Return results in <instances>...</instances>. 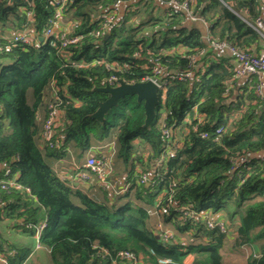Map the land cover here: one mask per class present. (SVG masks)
<instances>
[{
	"label": "trees",
	"instance_id": "trees-1",
	"mask_svg": "<svg viewBox=\"0 0 264 264\" xmlns=\"http://www.w3.org/2000/svg\"><path fill=\"white\" fill-rule=\"evenodd\" d=\"M55 1L0 0V28H29L41 36L53 25ZM115 1H66L61 15L72 21V35L80 37L74 45L62 47L52 35L0 52V223L11 222L12 228L34 235L42 221L38 243L47 250L50 264H110L122 250L133 252L143 264H158L160 258L180 261L187 251L197 254L198 264H221L220 248L227 232L207 230L187 216L182 220L171 206L165 223L175 231L190 230L202 240L165 248L148 229L143 207L128 199L150 205L174 179L175 203L225 213L227 231L235 230L234 245L258 246L245 264H264V161L258 155L264 152L263 100L254 85L235 91L229 59L214 56L200 30L184 24L192 21L182 11L172 13L168 7L165 14L159 11L155 16L159 8L151 0H119L127 3L123 19L107 30L105 39V35L96 37ZM187 1L189 11L209 23V38L245 52H252V45L259 50L261 38L252 23L264 9L257 0ZM203 49L191 68L188 56ZM154 64L176 74L191 70L192 75L183 81L167 77L164 99L159 100L148 128L143 127V103L133 95L119 99L102 122L90 118L108 97L95 89L101 78L113 74L125 82H138ZM51 89L60 101L56 147L43 146L42 125L36 121L37 109L46 110ZM160 112L182 144L175 157L163 163L155 187L137 184L136 167L149 168L162 146ZM216 128L221 132L215 136ZM200 131L209 137L200 138ZM112 135L116 158L128 167L124 178L132 183V193L112 195L93 184L89 189L70 186L47 162V157H69L70 148L81 153L93 139ZM6 168L9 175L4 174ZM11 176H16L21 189L1 187V181ZM0 254L6 264H23L28 257L1 233Z\"/></svg>",
	"mask_w": 264,
	"mask_h": 264
},
{
	"label": "built area",
	"instance_id": "built-area-1",
	"mask_svg": "<svg viewBox=\"0 0 264 264\" xmlns=\"http://www.w3.org/2000/svg\"><path fill=\"white\" fill-rule=\"evenodd\" d=\"M66 1L67 0L55 1V3L57 4V8L53 20V25L45 28L41 35V37L43 38L42 40L52 35L55 36L56 38H58L62 47L74 45L80 40L79 36L72 35V25L67 31L57 29L56 23L58 18L61 16V10ZM166 3L168 4V7L171 8L172 13L182 11L188 20L192 22H202L203 24H205V20L203 17L193 14L189 11L187 0H167ZM122 4L123 3L121 1L117 0L111 5V10L108 15L104 17L101 28L95 32L96 37L105 35L107 33V30L111 26L119 25L120 21L123 19V14H119ZM26 14L27 16L31 15L29 9H26ZM73 26H76V24H74ZM252 27L256 32H258L262 42L264 43V14H260L254 19ZM31 30L32 29L29 28H23V30H21L20 32L12 34L7 40H5L2 45H0V52H9L18 43L35 44L37 41H39L38 37L40 36L36 35ZM207 45L208 47L213 49L228 50L230 56L236 62V65L232 67V72L236 76L242 74H251L258 76L260 73L264 72V46L258 54H254L251 52L242 51L226 41H216L212 38H207ZM205 51L206 50L204 49L199 50L196 54L188 56L191 68L195 66L197 56L203 55ZM107 67L108 69L113 68L112 65ZM168 73L171 74L168 75ZM191 75V70H187L182 74H176L175 72L171 71L166 72L164 67H160L154 64L149 74L144 76L140 81H151L155 85H157L159 89V100H163L164 94H161V91L163 90L165 93V85L168 82L167 77L171 80L183 81L186 78H190ZM116 82V76L111 74L101 78L99 80V86H114L116 85ZM254 89L256 95L259 96L264 102V97L261 92V84L255 83ZM59 104L60 101L58 100V97L54 92H52L51 89V99H49L47 103L46 114L41 122L42 130L40 137L43 146L56 147L59 143L55 135L56 127L59 125L60 121V110L58 107ZM164 118L165 113L160 112L159 128L163 140L160 152L157 158L153 161V163H151V170L149 172H147V170H140L138 166L136 167L137 172L135 173L136 177H134L137 184L155 187L161 177L160 169L164 166L163 163L167 159L174 158L177 153V150L181 147V140L179 138H176V136L174 137L172 132L173 128H171L165 123ZM192 130L197 131L196 126H193ZM220 132L221 129L216 128V130L214 131V135L216 136ZM197 134L200 138L209 137V134L204 131L197 132ZM108 139L104 140L100 144H94L95 146L92 145V149L91 147L88 148V151L91 154L85 153L86 157L82 165L76 163V161L72 158L73 152L69 149H67L69 158L59 157L57 160L59 163L67 162V166H69L70 170L73 172V178L75 182L89 184L94 180L99 186L107 190V192L112 195H118L126 192L132 193V183L122 176H117L118 174L115 173L114 160L117 151L116 140L114 135H112L111 140ZM93 149L95 150V152L93 151ZM260 157L264 161V155ZM9 172V169L6 168L4 174L9 175ZM16 179V176H11L6 180L1 181V187L5 190H8L9 188L21 189L22 186ZM175 186L176 181H174L173 179L167 185V189L163 187L162 192L153 201V203H151L150 205L138 204L139 206L143 207L146 212L148 229L151 231V233L156 236V238H160V242L165 248L172 247L176 244L192 245L198 243V237H196L192 231L190 232V230H185L179 232L170 229L166 226L165 218L166 216L170 215L171 206L175 212H179L182 214V220H184V218L187 216L190 219L193 218L199 220L207 230H217L220 233L227 232V224L221 219H213L210 212L197 211L192 208L191 204L178 205L177 203H175L172 198V191ZM25 190L27 192L29 191L28 188H25ZM164 197H167L166 200H164ZM128 199L133 203L136 202L132 197ZM42 227H44V223L40 222L35 231L36 236L38 235ZM37 246H39L38 242ZM119 261H125L129 264H143L140 258L129 250H122L117 252L116 258H114L110 264H118ZM178 263L179 261L170 258L158 259V264ZM0 264H6L5 259L1 254Z\"/></svg>",
	"mask_w": 264,
	"mask_h": 264
},
{
	"label": "crops",
	"instance_id": "crops-1",
	"mask_svg": "<svg viewBox=\"0 0 264 264\" xmlns=\"http://www.w3.org/2000/svg\"><path fill=\"white\" fill-rule=\"evenodd\" d=\"M151 1L153 2L154 5L158 6L159 11H161L162 14H165V10H166V8H168V4L165 1H162V0H151ZM257 1L259 2V5L264 9V0H257ZM126 4L127 3L122 4L120 11H119L120 15H122V14L124 15V9L126 7ZM72 24H73L72 21L67 19V15H63V16L61 15L58 18L57 23H56L57 29L62 30V31L69 30ZM184 24H186L188 26L197 27L201 32L202 38L205 40L204 42L207 44V38H209V35H210L209 34V23L207 22V20H205V24H203L202 22H188V21H186ZM20 31L21 30H14L13 28H0V39L4 40L3 42H5V40H7L12 34L20 32ZM263 46H264V43L262 42V40H260L259 50L256 51L254 46L252 45L250 47V50L252 51L251 53L258 54ZM211 49L214 52V56H222L224 58H228L232 67L236 65V62L230 56L228 50H226V49L218 50V49H213V48H211ZM180 51H182V50H180ZM233 79L235 80L234 81L235 82L234 87H235L236 92L238 90H240L239 88H241L245 84H248V86L250 88L251 86L255 85V83H259V84H261V92H262V95L264 97V72L260 73L258 76L251 75V74H242L239 76L234 75ZM36 114H37L36 115V121L41 123L45 117V114H46L45 108H42V107L38 108ZM194 115L198 116L196 110H195ZM185 119H187V117ZM108 138L109 137L104 138L102 140H94L93 139L91 141L90 147L94 144L95 145L100 144L104 140H107ZM40 144H41V142H39V145ZM92 147H91V149H92ZM69 150H71L73 152L72 158L79 165L83 164L85 157H86L85 153L91 154L88 151L89 149H87L81 153L78 151V149H75V148H70ZM93 151L95 152L94 149H93ZM75 152H77V153L75 154ZM258 155L262 156V155H264V152H262ZM57 159L58 158H55V157H47V162L50 165V167L52 168V170L60 177V179H62L66 184H68L70 186H74L77 188L84 187V186H75L74 185L75 180L73 178V172L70 170L69 166H67L68 165L67 162L59 163ZM0 168H1V166H0ZM114 168H115V173L118 174L117 176L125 177L126 169H128V167L125 166V164L121 160L117 159L116 157L114 160ZM142 170H144V171L147 170V172H149L151 169L149 166V168L142 167ZM135 177H136V174H135ZM79 183L80 184H86L87 187H84L85 189H89V187L92 184H93V186L95 185L94 187H96V185H98L96 182H91L89 184L88 183H81V182H79ZM94 187H92L93 190L95 189ZM90 194H94L96 196L103 197L99 191H94V193H93V191H91ZM73 202L75 204H78L77 199H73ZM136 202H137V204H142V201H139V202L136 201ZM142 205H144V204H142ZM210 213H211V216L213 219H221L226 224L229 225V222L227 220L225 213H212V212H210ZM236 222H238V221H235V224H236ZM200 224H202V223L200 222ZM166 226L170 229L176 230L175 228H173L171 226V224H166ZM12 227L13 226H12L11 222L0 223V233L2 234V238H4L5 240H8L12 244V246H14L16 249L26 251L28 253V257L26 258V260L29 259L32 254H34L33 259L39 260L40 258H45L44 263L49 264V257H48L47 250L42 248L40 245L37 246L39 233L37 236L35 234L34 235H27V234L23 233L22 231H20L18 228H12ZM230 227H231V225H230ZM235 236H236L235 230L233 228H230V230H229V228H228L227 234H225L223 242H222V246L220 248L221 264H245L249 255L256 254L258 252L257 244L235 246L234 245ZM197 237H198V242H200L202 240L200 238V235H198ZM202 238H205V237H202ZM226 243L228 245L230 244V246L232 248H230L228 246V249L226 251H224L223 249L225 248L224 245H226ZM185 250L186 249H184L183 251H185ZM237 252L240 253L239 258H236V255H235V254H237ZM239 260H240V262H238ZM25 261H24V263H25ZM122 264H129V263L124 261V262H122ZM178 264H198V256L193 251H189V252L187 251L184 258L182 260H180Z\"/></svg>",
	"mask_w": 264,
	"mask_h": 264
},
{
	"label": "water",
	"instance_id": "water-1",
	"mask_svg": "<svg viewBox=\"0 0 264 264\" xmlns=\"http://www.w3.org/2000/svg\"><path fill=\"white\" fill-rule=\"evenodd\" d=\"M12 0H9L11 2ZM108 36L105 34L104 38ZM42 37H38L39 41H42ZM98 91L104 92L108 97L99 104L98 108L90 115L91 119L97 122H102L104 114L112 107L116 106L119 99L127 96L133 95L136 97L137 102L143 103L144 108V121L143 127L148 128L150 122L155 116V108L159 104V89L151 81H138V82H125L122 79H117L116 85L114 86H104L96 87ZM75 186H84L86 184H80L79 182H74Z\"/></svg>",
	"mask_w": 264,
	"mask_h": 264
},
{
	"label": "rangeland",
	"instance_id": "rangeland-1",
	"mask_svg": "<svg viewBox=\"0 0 264 264\" xmlns=\"http://www.w3.org/2000/svg\"><path fill=\"white\" fill-rule=\"evenodd\" d=\"M158 12H159V10H157L155 13H154V15L155 16H159L158 15ZM150 31V30H149ZM161 94H164V91L162 90L161 91ZM112 139V136H111V138L109 137V139L108 140H111ZM77 152H75V154H76ZM228 246L230 247V248H232L231 246H230V244L228 245L227 243H226V245H224V251H226L227 249H228ZM229 253V252H228ZM236 255V258H239V255H240V253L239 252H237V254H235ZM33 257H34V254H32L31 255V257L29 258V259H27L26 261H25V263L24 264H45L44 263V259L45 258H40L39 260H37V259H33ZM228 257V256H227ZM225 259V258H224ZM238 262H240V260L238 261ZM50 264V263H49Z\"/></svg>",
	"mask_w": 264,
	"mask_h": 264
}]
</instances>
